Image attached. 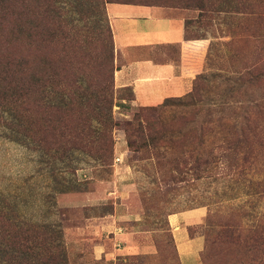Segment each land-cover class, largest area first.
I'll return each instance as SVG.
<instances>
[{
    "label": "trees",
    "instance_id": "1",
    "mask_svg": "<svg viewBox=\"0 0 264 264\" xmlns=\"http://www.w3.org/2000/svg\"><path fill=\"white\" fill-rule=\"evenodd\" d=\"M109 2L194 8L201 18L227 14L233 30L222 47L209 48L189 92L140 106L132 120L120 121L114 107L134 92L115 88ZM80 5L87 12L70 22L56 0H0V132L38 152L41 163L54 166L79 153L110 172L120 128L128 148L153 152L171 181L224 179L248 202H264V0H78L73 9ZM190 23L186 39H201L189 35ZM215 59L220 67L208 68ZM121 90L128 97H119ZM64 187L60 192L80 190ZM254 209L245 238L237 226H245L250 208L224 216L209 209L206 222L218 230L207 237L202 263L214 244H232L235 263L264 264V207ZM0 264H71L61 225L28 220L0 195Z\"/></svg>",
    "mask_w": 264,
    "mask_h": 264
},
{
    "label": "rangeland",
    "instance_id": "2",
    "mask_svg": "<svg viewBox=\"0 0 264 264\" xmlns=\"http://www.w3.org/2000/svg\"><path fill=\"white\" fill-rule=\"evenodd\" d=\"M56 1L63 17L70 22L87 12L86 5L73 9L78 0ZM170 7L177 8L181 17L191 21L188 25L190 36L206 40L204 66L200 71L203 72L207 67V55L212 44L216 43L220 48L221 42L230 39L233 28L229 27V23L234 21V17L213 12L201 18L199 11L194 8ZM100 17L99 15L96 19ZM83 23L81 22V26ZM243 45L251 52V43L244 42ZM220 65L221 60L215 59L208 68L215 70ZM186 93H181V96ZM128 95V91H118L119 97ZM120 101L125 102V99ZM139 107L126 101L125 106L114 107V116L120 121L132 120ZM114 137L115 160L113 169L109 172L87 155L79 153L54 166L41 163L38 152L7 139L0 132V195L14 201L28 220L61 225L71 264L114 262L95 259L94 245L98 242L105 243L104 237L78 236L76 233L66 235V229L110 220L114 225L112 229L128 233L122 246L128 245L131 247V254L136 255L135 259H129L132 256L130 254L119 256L115 264H182L169 221L171 214L196 207L205 208V218L189 226L192 236L199 235L203 239L202 258L207 237L214 239L218 230H211L206 222L209 209L224 216L232 213L233 208L246 206L247 209L250 208V214L254 213V208L260 211L261 206L264 207V202H248L245 194L235 192L231 186L228 187L229 181L224 179H210L204 183L189 185L185 182H173L165 174V167L157 166L153 152L131 151L127 146L126 135L120 128L115 129ZM74 184L80 190L60 192L65 185ZM196 195H201L200 200H196ZM249 214H245L244 221H241L245 226H237L242 238L246 237L249 229ZM105 216L106 219L103 218ZM105 231L108 234V230ZM120 241L117 243H121ZM230 245L214 244L208 248L206 255L209 258L202 264H237L236 248Z\"/></svg>",
    "mask_w": 264,
    "mask_h": 264
},
{
    "label": "crops",
    "instance_id": "3",
    "mask_svg": "<svg viewBox=\"0 0 264 264\" xmlns=\"http://www.w3.org/2000/svg\"><path fill=\"white\" fill-rule=\"evenodd\" d=\"M106 10L115 42V88L133 90L132 106L159 105L168 97L181 96L192 89L190 84L203 70L206 40L186 39V18L180 16L177 8L109 2ZM205 216L204 207L169 216L182 264H202L203 239L192 236L189 226ZM112 223H90L66 229L65 233L104 237L105 243L94 245L95 259L115 264L119 256L131 254V247L122 246L128 233L112 229ZM119 240L121 243H117Z\"/></svg>",
    "mask_w": 264,
    "mask_h": 264
}]
</instances>
